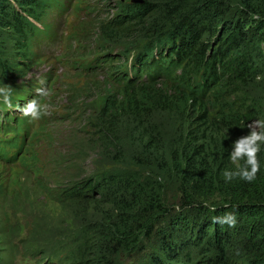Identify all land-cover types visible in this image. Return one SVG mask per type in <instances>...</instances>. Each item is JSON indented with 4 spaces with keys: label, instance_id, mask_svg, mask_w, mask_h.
Returning a JSON list of instances; mask_svg holds the SVG:
<instances>
[{
    "label": "trees",
    "instance_id": "trees-1",
    "mask_svg": "<svg viewBox=\"0 0 264 264\" xmlns=\"http://www.w3.org/2000/svg\"><path fill=\"white\" fill-rule=\"evenodd\" d=\"M67 1L0 0V79L18 76L11 54L33 64L38 45L51 34L52 14L65 11ZM141 1L112 4L116 13L99 27L103 57L84 69L105 70L114 83L97 117L103 147L120 165L139 158H130L122 140L121 119L131 120L144 154L149 149L155 160L169 162L167 170L180 184L178 203L166 200L162 177L131 170L85 179L78 189L63 191L65 201L109 194L118 218L96 235L110 255H149L139 264H264V155L252 183L221 177L233 142L249 134L247 125L264 119V0ZM8 35L14 43L9 55L2 42ZM126 38L140 41L116 44ZM157 112L181 120L179 138L168 147L150 125ZM14 125L16 136L0 141V157L21 150L19 137L31 132L22 117H0L1 131ZM210 131L215 134L209 139ZM227 212L236 215L235 227L213 222ZM81 252L87 255L89 248Z\"/></svg>",
    "mask_w": 264,
    "mask_h": 264
},
{
    "label": "rangeland",
    "instance_id": "rangeland-1",
    "mask_svg": "<svg viewBox=\"0 0 264 264\" xmlns=\"http://www.w3.org/2000/svg\"><path fill=\"white\" fill-rule=\"evenodd\" d=\"M117 1L75 0L66 12H54L51 23L55 37L40 42L33 64L11 54L13 37L3 36L6 54L17 61L14 73L18 76L0 79V86L12 87L13 105L9 108L0 104V117L15 122L19 117L27 119L17 106L36 96L40 80L46 82L51 95L39 100L47 106L46 114L41 116L46 119L33 121V132L19 137L22 149L12 148L7 156L0 157V264H139L145 261L149 255L140 258L123 252L118 257L105 252L103 239L96 234L113 226L118 218L106 199L109 194L102 192L89 202L65 201L67 194L63 191L78 189L85 179L96 181L104 174L115 176L128 170L136 171L141 177L160 176L167 184L166 200L178 203L180 184L176 175L167 170L169 162L155 160L149 149L144 154L143 142L131 131L139 132V128L131 120L121 119L122 140L130 146V158L135 154L139 158L118 164L121 159L118 161L119 157L109 155L99 136L97 117L105 98L113 92L114 83L105 70L88 72L84 67L102 59L104 41L99 27L116 13L112 4ZM139 41L126 38L116 44ZM180 122L177 115L163 112L153 114L150 119V125L164 135L161 142L166 147L179 138ZM145 127L149 128L146 124ZM1 130L0 141L16 136L15 125L8 132ZM213 134L214 131L208 132L209 139ZM239 236L237 233L233 237L237 243ZM97 242L99 245L93 246ZM86 247L89 248L87 255L81 252ZM92 247L94 250L90 252ZM124 256L126 261L121 260Z\"/></svg>",
    "mask_w": 264,
    "mask_h": 264
},
{
    "label": "clouds",
    "instance_id": "clouds-1",
    "mask_svg": "<svg viewBox=\"0 0 264 264\" xmlns=\"http://www.w3.org/2000/svg\"><path fill=\"white\" fill-rule=\"evenodd\" d=\"M256 17H254L255 19ZM40 87L36 89L37 97H48L51 95V89L47 88L44 80L39 81ZM0 104L11 108L12 105V87L8 85L0 86ZM47 106L41 104L36 98L29 100L23 106H17V110L22 116L30 121H37L43 114H46ZM250 132L235 140L228 151V160L230 167H226L221 172V177L226 183L234 180L252 183L257 178V173L261 171L262 163L259 158L264 155V119H257L252 124L247 125ZM228 131L222 133L227 136ZM207 207L208 205L205 204ZM215 210V209H213ZM213 222L220 225L235 227L237 217L232 212H227L223 216L213 217Z\"/></svg>",
    "mask_w": 264,
    "mask_h": 264
},
{
    "label": "water",
    "instance_id": "water-1",
    "mask_svg": "<svg viewBox=\"0 0 264 264\" xmlns=\"http://www.w3.org/2000/svg\"><path fill=\"white\" fill-rule=\"evenodd\" d=\"M132 2H134V3H141L142 1L141 0H132Z\"/></svg>",
    "mask_w": 264,
    "mask_h": 264
}]
</instances>
